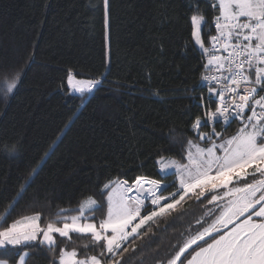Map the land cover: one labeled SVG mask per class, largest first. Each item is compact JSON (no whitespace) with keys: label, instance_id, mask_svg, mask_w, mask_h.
Segmentation results:
<instances>
[{"label":"trees","instance_id":"trees-1","mask_svg":"<svg viewBox=\"0 0 264 264\" xmlns=\"http://www.w3.org/2000/svg\"><path fill=\"white\" fill-rule=\"evenodd\" d=\"M198 2L211 22L213 0ZM193 3L110 0L106 26L103 0H0V80L20 74L0 101V217L11 223L41 212L46 222L88 195L103 201L109 180L160 179L158 155L186 162L187 140L203 144L191 128L196 116L204 117L200 95L208 96L203 52L191 36ZM207 33L203 28L206 46ZM69 73L101 85L77 93ZM215 127L225 137L240 126ZM13 145L18 154L8 151ZM164 182L169 192L177 190L175 175ZM211 207L190 193L171 214L150 222L148 235L140 230L126 245L123 264H155ZM73 236L69 247L82 252L87 241ZM57 241L65 246L64 238ZM24 250L31 253L28 264L53 259L38 246Z\"/></svg>","mask_w":264,"mask_h":264},{"label":"snow or ice","instance_id":"snow-or-ice-1","mask_svg":"<svg viewBox=\"0 0 264 264\" xmlns=\"http://www.w3.org/2000/svg\"><path fill=\"white\" fill-rule=\"evenodd\" d=\"M109 2L103 0L106 26ZM211 6L216 10L211 22L198 0L191 6L190 18L195 45L207 56L203 67L216 73L203 77L212 86L207 97H199L204 117L196 116L191 125L203 144L187 140L186 162L158 155L160 179L140 175L131 183L109 180L101 189L103 201L88 195L76 209H61L46 222L41 212L11 223L0 217V264H28L31 253L24 249L34 246L52 254L50 264L57 260L58 264H123L129 252L126 245L140 237L141 229L148 235L151 228L146 226L175 211L189 193L212 207L203 213L206 219L196 220L197 227L182 233V242L155 264H264V0H213ZM202 28L208 29L211 48L202 39ZM19 79L17 73L0 80V91L12 93ZM67 82L80 94L101 85L100 80H79L71 73ZM233 119L242 126L225 138L215 125L217 121L230 125ZM209 127L210 131L203 130ZM8 151L18 154L16 145ZM169 169L174 171L168 173ZM167 174L176 176V191H168ZM149 203L151 210L146 211ZM73 234L87 241L82 252L69 247ZM57 235L65 239L64 247L58 246Z\"/></svg>","mask_w":264,"mask_h":264},{"label":"built area","instance_id":"built-area-1","mask_svg":"<svg viewBox=\"0 0 264 264\" xmlns=\"http://www.w3.org/2000/svg\"><path fill=\"white\" fill-rule=\"evenodd\" d=\"M214 34H215V33H214ZM207 47L211 48L210 43L208 44ZM218 54H219V55H226V53H218ZM203 57H204V62L206 63V62H207V56H205L204 53H203ZM213 74H216L214 70L210 71L209 69H206V68H205V74H204V76H205V75H208L209 77H211ZM204 76H203V77H204ZM202 84H203V86H204L206 89H207L208 87L212 86V84H211L210 81H204V80H202ZM217 88H219V85H217ZM215 99L217 100V98H215ZM213 110H214V109H213ZM231 124H235V125H238V126H240V127L242 126V123H241V121H240L239 119H233V120L231 121L230 125H231ZM217 125H219V126H223V127L230 126V125H225V124H223V122H221V121H217V123H216L215 126H217Z\"/></svg>","mask_w":264,"mask_h":264},{"label":"rangeland","instance_id":"rangeland-1","mask_svg":"<svg viewBox=\"0 0 264 264\" xmlns=\"http://www.w3.org/2000/svg\"><path fill=\"white\" fill-rule=\"evenodd\" d=\"M202 30H203V28H202ZM201 35H202V33H201ZM198 48H199V46H198ZM200 49V48H199ZM201 50V49H200ZM202 51V50H201ZM15 74H17V73H15ZM15 74H8V75H5L1 80H7V79H10L11 78V75H15ZM19 74V73H18ZM20 75V74H19ZM7 100V95H5L4 94V92L3 91H0V101L1 102H5ZM231 135H227V136H225V138H227V137H230ZM198 143V142H197ZM201 144V143H200ZM202 145V144H201ZM174 170L173 169H169L168 170V173H172ZM167 175H171V174H167ZM197 191H199V190H197ZM190 194V193H189ZM150 204V203H149ZM148 204V205H149Z\"/></svg>","mask_w":264,"mask_h":264}]
</instances>
